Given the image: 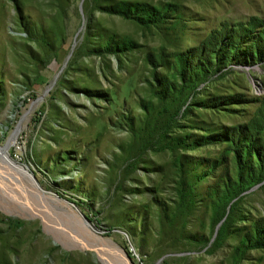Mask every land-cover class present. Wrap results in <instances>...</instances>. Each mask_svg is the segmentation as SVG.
Returning <instances> with one entry per match:
<instances>
[{
  "label": "rangeland",
  "instance_id": "374dc122",
  "mask_svg": "<svg viewBox=\"0 0 264 264\" xmlns=\"http://www.w3.org/2000/svg\"><path fill=\"white\" fill-rule=\"evenodd\" d=\"M20 123L127 264H264V0H0V146ZM17 215L0 264H101Z\"/></svg>",
  "mask_w": 264,
  "mask_h": 264
},
{
  "label": "bare ground",
  "instance_id": "6f19581e",
  "mask_svg": "<svg viewBox=\"0 0 264 264\" xmlns=\"http://www.w3.org/2000/svg\"><path fill=\"white\" fill-rule=\"evenodd\" d=\"M20 125L10 140L0 146V207L10 214L38 219L43 232L66 250L91 251L101 264H127L122 252L98 237L78 212L66 210L45 196L30 174L31 169L10 159L8 152L18 138Z\"/></svg>",
  "mask_w": 264,
  "mask_h": 264
}]
</instances>
